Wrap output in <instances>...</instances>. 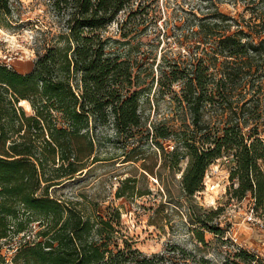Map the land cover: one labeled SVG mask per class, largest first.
Instances as JSON below:
<instances>
[{"label": "trees", "instance_id": "1", "mask_svg": "<svg viewBox=\"0 0 264 264\" xmlns=\"http://www.w3.org/2000/svg\"><path fill=\"white\" fill-rule=\"evenodd\" d=\"M13 1L0 0V16L12 15ZM49 1L60 26L45 31L48 42L33 67L20 72L0 62V239H19L14 264H217L198 250L209 245L206 232L230 239L220 219L225 207L205 208L193 198L212 164L227 161L229 202L250 197L264 218V0H201L197 10L179 3L188 33L159 60L154 47L143 51L134 41L159 37L170 1ZM223 3L243 5L245 13L227 14ZM155 82V92L170 94L185 117L148 126ZM110 130L126 139L123 146L107 144ZM151 136L161 150L154 166L182 172L194 248L173 242L146 253L130 237L121 207L85 192L68 199L53 192L110 156L145 158L130 143ZM142 168L155 173L145 162ZM137 192L145 194L128 176L115 197ZM220 264L264 259L237 247Z\"/></svg>", "mask_w": 264, "mask_h": 264}, {"label": "rangeland", "instance_id": "2", "mask_svg": "<svg viewBox=\"0 0 264 264\" xmlns=\"http://www.w3.org/2000/svg\"><path fill=\"white\" fill-rule=\"evenodd\" d=\"M167 1H170L169 11L164 10L163 16L158 21V27L161 28L159 37L153 34L149 37L144 36L141 43L137 38L134 41L139 42L138 46L143 51L154 47L158 60L169 45L178 47L174 41L178 36L188 33V27L182 25V18L186 14L179 7V3L186 9L195 10L201 4V0H159V5L165 6ZM220 8L225 13L235 16L245 13L243 5L233 6L230 3H223ZM168 12L172 15L171 22L167 21ZM59 24L49 0H14L12 15L0 16V62L20 72L29 71L38 54L43 52L47 45L48 33L45 31L51 26L57 31ZM154 28L149 27V34ZM153 37L154 39H150ZM167 53L172 55L170 50H167ZM155 72L157 74V71ZM156 87L157 82L150 93L151 105L146 106L150 115L148 126L151 127L152 121L173 124L176 117H185V113L179 111L177 103L172 101L171 95L161 94L158 90L155 92ZM176 87L179 90V87ZM24 105L29 108L27 103ZM125 141V138L117 139L113 130H110L107 144L123 146ZM162 142L166 149H173L171 141L162 140ZM130 144L139 145L143 153L138 156L143 155L145 158L122 162L124 156L119 157L120 159H111L110 156L108 157L110 159L94 164L87 174L64 181L56 191L53 190L54 194L68 199L85 192L96 195L100 200L105 201L106 205L112 203L121 207L124 224L129 230L130 237L134 238L137 246L146 253L164 251L173 242L194 248L198 242L187 228L188 204L180 183L182 172L173 174L167 169H159V165L154 166L156 161L159 162L161 159V150L158 149L152 136ZM112 150L121 152L122 148ZM128 151L131 156H135L136 152ZM143 162L154 167L155 173L146 172L142 168ZM182 166H186L185 161ZM128 176L136 178L137 190L145 194L139 195L140 193L137 192L129 198H116V188ZM229 184L227 161L225 158L220 159L209 168L204 189L193 197L195 203L205 208L225 207L220 219L222 225L227 228V237L230 238L222 242L215 235L206 232L209 245L199 244L198 254L209 256L220 264L222 257L228 251L245 247L264 259V218L254 212L250 197L242 201L229 202L226 194ZM38 222H34L36 228H39ZM18 240L17 237L13 240L0 239V253L6 258V264H14L13 256Z\"/></svg>", "mask_w": 264, "mask_h": 264}]
</instances>
